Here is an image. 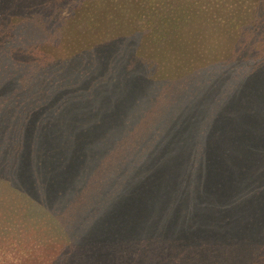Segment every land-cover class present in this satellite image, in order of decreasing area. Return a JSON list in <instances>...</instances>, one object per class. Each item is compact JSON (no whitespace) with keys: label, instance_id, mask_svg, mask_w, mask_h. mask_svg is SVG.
Listing matches in <instances>:
<instances>
[{"label":"trees","instance_id":"trees-1","mask_svg":"<svg viewBox=\"0 0 264 264\" xmlns=\"http://www.w3.org/2000/svg\"><path fill=\"white\" fill-rule=\"evenodd\" d=\"M264 264V0H0V264Z\"/></svg>","mask_w":264,"mask_h":264},{"label":"rangeland","instance_id":"rangeland-1","mask_svg":"<svg viewBox=\"0 0 264 264\" xmlns=\"http://www.w3.org/2000/svg\"><path fill=\"white\" fill-rule=\"evenodd\" d=\"M29 264H32V263H29Z\"/></svg>","mask_w":264,"mask_h":264}]
</instances>
